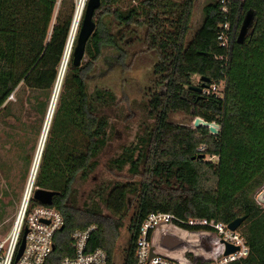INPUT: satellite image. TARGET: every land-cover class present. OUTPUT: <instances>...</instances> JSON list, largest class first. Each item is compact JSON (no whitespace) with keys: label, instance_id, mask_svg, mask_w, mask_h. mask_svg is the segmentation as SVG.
Returning a JSON list of instances; mask_svg holds the SVG:
<instances>
[{"label":"trees","instance_id":"trees-1","mask_svg":"<svg viewBox=\"0 0 264 264\" xmlns=\"http://www.w3.org/2000/svg\"><path fill=\"white\" fill-rule=\"evenodd\" d=\"M198 1L101 0L85 59L75 68L71 58L64 74L36 175L35 188L58 193L52 206L65 219L46 264L71 256V234L91 224L98 229L90 247L104 249L109 264H114L131 197L132 237L124 264H136L139 228L153 212L228 225L246 217L240 226L250 248L244 264H264V208L254 199L264 187V0H210L201 24L193 29ZM68 4L70 9L65 10ZM249 10L256 14L255 32L238 44ZM74 11V0H0V114L22 84L43 93L54 91ZM226 24L231 37L229 46L223 47L219 34ZM136 28L144 29L147 50L158 58L154 76L162 90L144 104L148 121L137 144L107 162L110 171L119 175L126 171L128 180L94 187L80 206L76 187L98 170L113 138L106 111L117 105L113 90L90 91L89 72L109 47L124 64L127 50L119 34ZM220 83L222 97L195 90ZM174 113L215 122L220 132L212 135L206 128L175 125L170 122ZM203 145L202 154L216 157V162L199 159Z\"/></svg>","mask_w":264,"mask_h":264},{"label":"rangeland","instance_id":"rangeland-1","mask_svg":"<svg viewBox=\"0 0 264 264\" xmlns=\"http://www.w3.org/2000/svg\"><path fill=\"white\" fill-rule=\"evenodd\" d=\"M74 1L76 10L78 0ZM209 1L197 2L193 15V29L201 24L203 9ZM60 6L61 4L56 9L54 23ZM70 6L68 4L65 10H69ZM119 30V27H114L115 32ZM119 37H123L122 47L127 50L124 62L127 66L120 63L119 54L109 47L104 50L97 68L89 72L90 91L93 92L98 87L113 90L117 95V105L106 111L111 117L113 138L101 156L100 166L89 182L76 187L80 206L85 203L94 187L99 185L106 187L110 182L124 178L128 180L126 171L120 175L110 171L107 162L123 150L130 152L137 144L138 136L148 121L144 104L150 100L154 92L162 90L154 76L158 58L155 52L147 50L144 29L122 30ZM194 81L198 84L200 78L195 76ZM219 87L222 92V86ZM53 92L43 93L28 89L22 84L13 93L14 98L8 101L7 110L0 114V241L8 236L19 213L48 118ZM194 120L183 113H174L170 116L171 123L193 130ZM205 160L216 162L218 159L206 156ZM134 208L135 199L131 197L130 212L116 242L114 264H124L129 250L132 237L129 220Z\"/></svg>","mask_w":264,"mask_h":264},{"label":"built area","instance_id":"built-area-1","mask_svg":"<svg viewBox=\"0 0 264 264\" xmlns=\"http://www.w3.org/2000/svg\"><path fill=\"white\" fill-rule=\"evenodd\" d=\"M237 2L244 0H234ZM227 12V9H223ZM171 30L168 29L166 34ZM230 26H223L219 34L221 46L230 44ZM222 86V92L220 87ZM224 83L203 88V95L223 96ZM14 98L10 96L8 101ZM203 145L199 154L205 151ZM36 175L28 183L14 226L8 236L0 241V264H46L55 251V239L64 231L63 214L52 205H43L34 199ZM31 179V178H30ZM30 182V180H29ZM264 189V188H262ZM261 189L255 194L256 203ZM34 200V202H33ZM98 225L77 229L71 234L73 254L65 256L59 264H109L108 253L97 248L92 250L90 239ZM25 230V249L17 260ZM166 236L180 242L176 247L164 244ZM237 251L227 254V247ZM250 255V248L240 228L233 231L228 224L215 219H183L172 213L153 212L141 223L135 248L136 264H244Z\"/></svg>","mask_w":264,"mask_h":264},{"label":"water","instance_id":"water-1","mask_svg":"<svg viewBox=\"0 0 264 264\" xmlns=\"http://www.w3.org/2000/svg\"><path fill=\"white\" fill-rule=\"evenodd\" d=\"M101 7V0H88L84 14L82 17V22L80 25V29L75 41V46L73 48V54H72V63L75 68H79L82 65L83 60L85 59L86 56V48L88 45L89 40L92 38L95 30H96V23L94 21L95 17V12ZM255 24H256V14L253 10H249L246 12L244 19L242 21L239 33L237 35V43L238 44H244L247 39H249L255 32ZM204 82H209V79H203ZM205 87V84L203 85L202 88H195L196 92L199 94L202 93L203 88ZM53 117V116H52ZM51 125V123H50ZM49 125V128H50ZM49 128L47 131V135L49 132ZM199 128H206L209 130L210 134L212 135H218L220 132V126L217 123H209L205 121L204 119L197 117L194 120V129H199ZM47 135L45 138V142L47 139ZM44 142V146H45ZM43 146V149H44ZM43 150L40 154V160L42 156ZM205 155L201 154L199 156V159H204ZM39 160V163H40ZM39 163H38V168H39ZM38 171V169H37ZM36 171V172H37ZM58 193L48 191V190H43V189H37L34 194V199L39 202L40 204L43 205H52L53 204V198L57 196ZM258 200L261 204L264 205V189H261L260 194L258 196ZM246 220V217H241L233 221L231 224H229V228L233 231L237 230L240 228V226L243 224V222ZM64 228H62L63 230ZM28 233V230H25L24 236L22 238L21 242V247L17 256V260L20 259L22 256L24 249H25V244H26V235ZM164 244L168 247H176L177 245L180 244V242L176 239L171 238L170 236H166L164 239ZM56 247L54 246V250ZM237 251V248L228 246L227 247V254L233 253Z\"/></svg>","mask_w":264,"mask_h":264},{"label":"bare ground","instance_id":"bare-ground-1","mask_svg":"<svg viewBox=\"0 0 264 264\" xmlns=\"http://www.w3.org/2000/svg\"><path fill=\"white\" fill-rule=\"evenodd\" d=\"M86 2H87V0H78V2H77V6H76L75 13H74L72 26H71L70 35H69V38H68V41H67V45H66V49H65V52H64L63 60H62L61 67H60V70H59L58 79H57L56 86H55V89H54V92H53V96H52V100H51V104H50V108H49V113H48V118H47L46 123H45V127H44L43 134H42V137H41V140H40V144H39V149L37 151L35 162L33 164L32 173H31V176H30L31 179H30V182H29L30 184H31V182L33 180V177L37 173L36 171L38 169V163H39V160H40L39 159L40 158V154H41V152L43 150V146H44L45 138H46V135H47V131H48L49 125L51 123L52 116H53V113H54V110H55V107H56V102H57V98L59 96V92H60V88H61L62 81H63V78H64V74L66 72L67 66H68V64L70 62V59H71L72 50H73V47H74V44H75V41H76V37L78 35V30H79V27H80V24H81V19L83 17L84 10H85V7H86Z\"/></svg>","mask_w":264,"mask_h":264}]
</instances>
